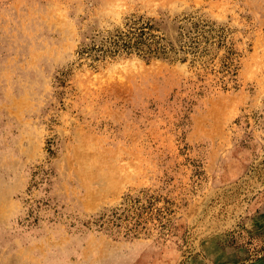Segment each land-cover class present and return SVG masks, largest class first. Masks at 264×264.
Instances as JSON below:
<instances>
[{
    "label": "rangeland",
    "instance_id": "rangeland-1",
    "mask_svg": "<svg viewBox=\"0 0 264 264\" xmlns=\"http://www.w3.org/2000/svg\"><path fill=\"white\" fill-rule=\"evenodd\" d=\"M141 16L205 52L79 54ZM263 257L264 0H0V264Z\"/></svg>",
    "mask_w": 264,
    "mask_h": 264
},
{
    "label": "trees",
    "instance_id": "trees-1",
    "mask_svg": "<svg viewBox=\"0 0 264 264\" xmlns=\"http://www.w3.org/2000/svg\"><path fill=\"white\" fill-rule=\"evenodd\" d=\"M205 26L192 22L190 28L179 26L174 34L168 35L160 32L154 20L142 16L133 17L123 29L109 33L99 41L93 40L92 43L84 45L79 54L94 60L121 54H137L144 58L184 61L189 54L196 58L205 52L206 48H202V45L209 41L205 36ZM115 214L117 213H114V216ZM120 217L114 218L117 220ZM140 223V220L135 222L136 225Z\"/></svg>",
    "mask_w": 264,
    "mask_h": 264
}]
</instances>
